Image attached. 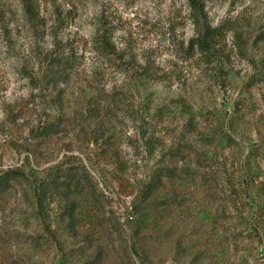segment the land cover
Returning a JSON list of instances; mask_svg holds the SVG:
<instances>
[{
  "label": "rangeland",
  "instance_id": "1",
  "mask_svg": "<svg viewBox=\"0 0 264 264\" xmlns=\"http://www.w3.org/2000/svg\"><path fill=\"white\" fill-rule=\"evenodd\" d=\"M32 1L0 0V264H264V0H201L205 52L188 0Z\"/></svg>",
  "mask_w": 264,
  "mask_h": 264
},
{
  "label": "trees",
  "instance_id": "2",
  "mask_svg": "<svg viewBox=\"0 0 264 264\" xmlns=\"http://www.w3.org/2000/svg\"><path fill=\"white\" fill-rule=\"evenodd\" d=\"M23 5L25 6V10L27 12L32 13L35 17H38L37 11L34 8V3L32 0H22ZM189 8L192 13V17L194 20L195 25L200 30L199 31V37L195 41L196 42V50L200 52H205L207 50V46L209 45V39H214L215 37L219 36V32L216 29L207 28L204 26H201L200 19L202 14V5L201 0H188ZM102 54L105 57H110L111 52L109 51H103ZM37 137H47L50 138L51 136L57 134L58 132L54 130V125L47 124L40 128L39 131H37ZM221 137L226 140L227 142L231 141V138L226 133H222ZM172 169L170 168H157L153 174V177L151 181L148 183L147 188H149L152 183L153 186L151 188V191H157L163 183V177H169L173 176ZM7 175V176H6ZM19 176H11V174H5V177L0 180V190H4L5 184L9 183L10 181L18 179ZM139 206H136L138 208ZM139 209H137L138 211Z\"/></svg>",
  "mask_w": 264,
  "mask_h": 264
}]
</instances>
